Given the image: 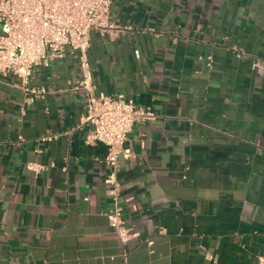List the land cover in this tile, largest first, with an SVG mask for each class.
<instances>
[{"label":"crops","instance_id":"1","mask_svg":"<svg viewBox=\"0 0 264 264\" xmlns=\"http://www.w3.org/2000/svg\"><path fill=\"white\" fill-rule=\"evenodd\" d=\"M111 12L133 28L91 32L95 85L157 116L135 123L118 170L133 236L123 243L109 223L107 146L86 142L68 48L34 71L44 92L31 102L14 74L0 76V264H257L264 0H113Z\"/></svg>","mask_w":264,"mask_h":264},{"label":"built area","instance_id":"2","mask_svg":"<svg viewBox=\"0 0 264 264\" xmlns=\"http://www.w3.org/2000/svg\"><path fill=\"white\" fill-rule=\"evenodd\" d=\"M112 2L0 0V76L14 74L18 80L13 85L26 94V102H31L44 92L43 88L31 86L34 71L64 57L68 48L77 55L81 78L75 88L84 91L86 111L83 121L92 126L86 142L99 141L107 146L105 161L109 171L105 182L116 202L107 215L119 239L126 243L133 236V229L126 224L119 204L121 183L118 170L122 159L134 155L127 140L135 123L157 116L150 108L138 105L126 93H107L98 90L95 85L89 54L91 32L110 34L133 28L112 18ZM257 65L264 68V56ZM26 167L35 174L47 168L39 161L27 162ZM214 261L218 264L215 258ZM257 264H264V257H260Z\"/></svg>","mask_w":264,"mask_h":264}]
</instances>
